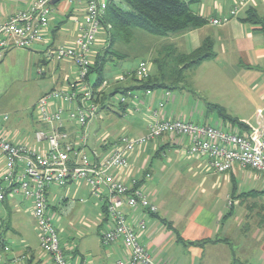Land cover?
I'll return each mask as SVG.
<instances>
[{"label": "crops", "instance_id": "1", "mask_svg": "<svg viewBox=\"0 0 264 264\" xmlns=\"http://www.w3.org/2000/svg\"><path fill=\"white\" fill-rule=\"evenodd\" d=\"M30 1L0 0V23L24 9ZM188 1L190 9L207 22L200 27L162 37L166 41L161 46L143 49L148 57L144 60L155 59L165 47L175 53L190 52L206 37L212 40L214 56L185 71L183 82L173 87L179 89L178 93H174L173 88L164 87L150 90L149 94L143 89L127 90L128 93L123 94L125 103L118 107L116 114L129 118L131 131L139 136L146 132L151 113L157 109L164 92L170 91L171 98L158 110L161 117L180 119L186 116L190 119L195 116L199 119L197 123L239 133H264V27L261 23L245 20L246 10L252 8L264 21V0L252 1L235 16L229 15L234 0ZM83 14L82 0L58 4L51 13L48 36L54 43L55 39L63 37L65 41L60 44H72L77 36L76 23L82 20ZM225 17V22H211L213 18ZM67 22L72 25L71 33L67 32ZM105 36L99 34L98 38ZM47 41L25 51L8 49L0 62V84H3L13 68L29 70V62L35 53L37 56L40 54L41 58L34 65L48 67L51 59L45 53L49 44ZM101 43L96 48H100ZM21 57L25 61L20 63ZM135 68L130 69L120 82L115 81L116 75H103L104 92L133 87L135 82L132 72ZM76 70L69 60L55 61L52 71L58 72V76H54V86L49 89L62 87L74 80ZM150 73H157L155 64H151ZM95 77V73L90 74L89 81L93 82ZM206 77L211 82L208 84L210 94L205 87ZM49 89L41 91L36 100ZM205 91H208L205 105L198 109V102L193 98L195 108L199 111L190 109L186 113L182 102L192 101L190 94L193 97L196 92ZM213 92L218 96L214 97ZM35 103L31 114V118H35L32 137L23 133L21 135L16 124L8 123V117L2 114L0 132L13 142H24L34 149L42 150L46 148V143L37 141L34 135L37 129L43 128L37 117ZM216 106L237 119V122L221 118ZM63 129L69 139L91 159L94 157L92 150L101 158L121 136L113 134L109 139L108 134L97 143L95 138L89 140V129L86 141H83L82 129L73 121H67ZM188 144L185 136L164 134L129 153L126 172H113L128 185L133 179L137 180V187L157 207L155 213L143 208H123L127 221L138 232L140 244L163 264H264V175L238 163L227 172H216L208 167L204 157L191 155L187 151ZM0 203L1 264H53L51 256L40 248L31 200L16 193ZM47 204L53 222L58 224L65 220L71 233L65 235V226L61 223L60 246L69 264H114L125 254L120 240L110 244L102 242L101 234L109 225L105 201L102 197L92 195L84 180L70 181L64 186L51 184L47 191ZM28 217L34 222L32 226ZM140 220L144 221L145 227L138 231L137 223ZM203 239L215 241L200 243ZM179 245L183 247L179 249ZM3 246H7L8 250L5 251Z\"/></svg>", "mask_w": 264, "mask_h": 264}, {"label": "built area", "instance_id": "2", "mask_svg": "<svg viewBox=\"0 0 264 264\" xmlns=\"http://www.w3.org/2000/svg\"><path fill=\"white\" fill-rule=\"evenodd\" d=\"M68 1L72 3L76 0ZM82 1L84 14L82 20L76 23L77 36L72 44L53 43L45 51L47 58L69 60L77 69L74 80L62 87L49 89L36 100L35 110L43 128L37 129L34 135L37 141L46 143V148L37 150L25 143L13 142L0 132V201L16 193L30 199L40 248L51 256L53 264H69L47 204V191L51 184L64 186L70 181L82 179L92 195L105 201L109 225L101 234L102 242L110 244L120 240L125 249V254L114 264H163L140 244L137 230L129 224L123 211L124 207H128L155 213L157 207L136 186L137 180L133 179L128 185L113 173L114 170L126 172L127 156L135 148L164 134H172L187 137V151L191 155L204 157L208 167L216 172H227L238 163L264 175V133H239L189 119L161 117L158 110L171 98L170 91H165L157 109L151 113L144 134L135 137L121 135L115 146L101 158L92 150L94 157L91 159L69 139L63 127L67 121L78 124L82 129L81 139L86 141L89 126L97 116L99 106L94 101L88 74L91 59L102 39L98 38L104 31L102 19L113 0ZM252 1L234 0L229 15L235 16ZM52 5L51 0H31L24 9L0 23V62L8 49L29 48L47 41ZM226 20V17L213 18L211 22L219 24ZM47 42L50 43L49 40ZM150 69L151 62L141 60L133 77L146 78ZM38 72L42 71L39 69ZM124 78L119 75L115 81L120 82ZM104 85L103 82L101 88ZM145 92L149 94L151 91L147 89ZM118 101L125 103V96L121 94ZM68 105L71 108H67ZM137 226L138 231L143 230L144 221H138ZM3 249L7 251L8 247L3 246Z\"/></svg>", "mask_w": 264, "mask_h": 264}, {"label": "trees", "instance_id": "3", "mask_svg": "<svg viewBox=\"0 0 264 264\" xmlns=\"http://www.w3.org/2000/svg\"><path fill=\"white\" fill-rule=\"evenodd\" d=\"M189 2L188 0H118V2L111 1L108 4L101 23L104 29L103 34L106 36L103 38V44L97 48L91 59L88 74V80L90 74H96L91 86L94 101L99 108H108L107 101L117 92L126 94L127 90L131 89L173 88L183 82L186 70L214 56L213 43L209 37L203 39L197 48L187 53H175L169 47H165L161 50V55L151 60V64H155L157 68L156 74L150 73L146 78L136 79L133 77V71L132 79L135 82L133 87L122 90L115 89L110 93L104 92V89L101 88L104 80L102 73L106 61L112 58L111 54L115 56L114 58L123 56L115 50L116 42L118 40L130 42L135 29L143 30L157 37H165L178 31L204 25L207 22L206 19L194 13L189 7ZM245 20L261 23L264 27V21L258 17L252 8L246 10ZM47 38L50 42L48 45H52L54 41L51 36ZM172 59L171 62L174 63V67L172 65L166 70ZM121 104L122 102L118 101V107ZM215 108L218 109L221 118L237 122V119L231 118L222 108L217 106ZM208 241L215 240L203 239L200 243Z\"/></svg>", "mask_w": 264, "mask_h": 264}, {"label": "rangeland", "instance_id": "4", "mask_svg": "<svg viewBox=\"0 0 264 264\" xmlns=\"http://www.w3.org/2000/svg\"><path fill=\"white\" fill-rule=\"evenodd\" d=\"M63 2L66 3L68 2V0H60L56 2L55 4H53L52 6L54 8L58 4H61ZM113 2H118V0H113ZM65 26L68 28L67 32L71 33L73 31L71 29L72 25L70 24V22H67ZM62 38L63 37L55 39V44L63 43V41L65 40L64 38L63 39ZM165 41H166L165 38L157 37V36L148 34L147 32H144L142 30L135 29L133 38L131 39L130 42L126 43L120 40L116 42L114 48L116 51H118V53L122 54L123 56L119 58H114L115 56L111 54L112 58L108 59L105 63L103 75L105 77H108V76L112 77L114 75H116L117 77L118 76L117 74L126 76L127 72L130 71V69L135 68L141 60H144V58H148L145 54L146 50L143 51V49H148V48L151 49V48L159 47ZM100 43L103 44V38L100 40ZM34 46L35 45H32L29 48H19V49L25 51V50L33 48ZM40 58H41L40 54H38V56L36 55V53L33 54V58L29 62V64L31 65L29 70L22 71L21 67L13 68L14 70L9 71L8 75L5 77L3 84H0V114H2V116L6 115L8 117V123L14 122V124H16V127H17L16 129L20 131L21 135L27 134L31 137H32L34 126H35V123L33 122L35 118L34 119L31 118V114L33 113L32 105L36 101V98L40 94L41 91L49 89L50 87L54 86V76L55 78L58 76V72L53 73L52 71V67L54 66V63H55L54 60H49L48 67L46 68L44 66L34 65L36 64V60L37 59L39 60ZM146 60L151 61V59H146ZM23 61L25 60L24 58L21 57L20 63ZM171 61H173V59L170 60V62ZM170 62L167 65L166 70H168L170 66L172 67V65L174 67V63L173 62L170 63ZM39 69L41 71L45 70L43 75H41V72L40 73L38 72ZM153 69L154 68H152L151 70L152 72H153ZM214 74L215 72L212 71V75ZM205 81H206L205 84L207 85V86L205 85V87L207 90H209V94H210L211 91H210V86H208V84L211 82H209L208 77L205 78ZM56 86H59V85H56ZM119 87H121V84L119 85ZM178 91L179 89L173 88L174 93H178ZM184 92L185 91H183V93ZM216 94L217 93L213 92L214 97L218 96ZM120 95L121 93L117 92L110 97V100L107 101V104L109 105L108 108H99L96 118L92 121V123L89 126V130H90L89 140L95 138L96 142L99 143L100 140L103 141L105 139V135H108V134L110 135L109 139H111L114 135H119V134L127 135L130 137H135L134 134H136V132L131 131L129 122H128L129 118L116 114L118 111L117 110L118 109V99ZM206 96H208V91H205L204 93L196 92V94H194L193 97L190 94L192 101L190 100L186 103L182 102V104H184L183 109L185 110L186 113L190 109L194 111L200 109L202 106L205 105L204 99L208 98ZM193 98L195 101L198 102V106H197L198 109L195 108L196 104L194 103ZM226 98H227V95H225L224 100H226ZM214 114L216 113L214 112ZM183 117L180 119H183V120L188 119L186 118V116H183ZM189 120L196 122L199 119L195 118L194 116L190 118ZM208 122L211 123V121H208ZM1 205L2 204L0 203V207ZM1 211L2 210L0 208V217L2 216ZM28 220H29L30 225L32 226V223L34 224V222H32L29 217H28ZM61 223L63 224V226H65L64 234L65 235L71 234L70 231L68 230V227L66 226L65 220H62V222L58 224L54 222V225L56 226L58 230L59 237H62L61 231H60ZM178 247L180 249L183 246L179 245ZM176 253L179 254L181 253V251H176Z\"/></svg>", "mask_w": 264, "mask_h": 264}, {"label": "water", "instance_id": "5", "mask_svg": "<svg viewBox=\"0 0 264 264\" xmlns=\"http://www.w3.org/2000/svg\"><path fill=\"white\" fill-rule=\"evenodd\" d=\"M58 1H60V0H51V4H55Z\"/></svg>", "mask_w": 264, "mask_h": 264}]
</instances>
